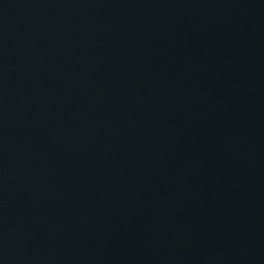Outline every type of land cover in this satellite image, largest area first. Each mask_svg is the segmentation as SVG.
<instances>
[{
    "label": "water",
    "instance_id": "95a60500",
    "mask_svg": "<svg viewBox=\"0 0 264 264\" xmlns=\"http://www.w3.org/2000/svg\"><path fill=\"white\" fill-rule=\"evenodd\" d=\"M0 264H264V0H0Z\"/></svg>",
    "mask_w": 264,
    "mask_h": 264
}]
</instances>
